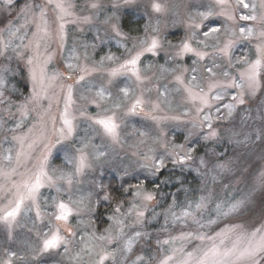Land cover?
<instances>
[{"label":"clouds","instance_id":"9594fccd","mask_svg":"<svg viewBox=\"0 0 264 264\" xmlns=\"http://www.w3.org/2000/svg\"><path fill=\"white\" fill-rule=\"evenodd\" d=\"M67 2L75 15L63 21L67 32L63 43L56 35L57 0L36 4L47 9L49 27L37 60L52 56L47 75L57 79L39 104H29L27 114L21 113V105L40 91L28 64L34 55L35 25L31 16L25 21L23 7L18 13L22 22L9 21L0 27V169H15L11 176H0V184L9 190L0 193V207L12 198L13 182L38 173L42 158L45 161L44 184L37 196L44 211L41 216L34 209L25 212L13 232L0 227V264H101L106 251L113 254L111 264H136L137 255L146 257L145 264H161L168 257V264H182L189 253L196 264L212 238L231 226H238L237 234L244 236L241 247L251 242L253 251L242 257L233 254L226 264H264V244L260 243L264 237V68L255 90L240 75L247 66L242 58L253 59L251 46L237 44L231 61L214 57L228 73V77L216 74V79L225 82L221 87L210 88L212 78L201 71L199 87L208 95L204 104L189 99L175 76L161 73L159 67L186 63L176 57V51L194 31L189 26L192 17L209 0H103L105 15L111 14L107 9L114 2L119 5L118 20L128 34L123 46L117 44L120 38L103 23L100 12L89 10L87 0ZM157 2L161 11L152 6ZM27 3L31 6L35 0ZM15 4L16 0H0V16L15 11ZM83 15H92V22H80L77 17ZM152 36L161 41L159 54L145 62L151 68L146 70L144 83L126 81L127 97L112 87L101 100L96 91L102 77L89 73L82 82L79 66L69 67L71 63L98 65L109 54L122 58L140 47V40ZM231 80L236 81L234 86ZM69 87L74 117L70 134L62 119ZM141 95L147 101L144 110L129 113L133 99ZM103 116L115 117L119 126L115 139L96 123ZM206 116L211 119L205 120ZM13 135L28 137L24 146L28 154L19 161ZM181 157H185L183 162ZM81 158L83 168L79 167ZM61 174L70 177V182ZM148 194L152 198L144 199ZM201 197L206 204L197 209L195 203ZM58 200L72 206L74 219H55L53 204ZM237 202L239 206L228 215L217 212L218 205L227 212ZM169 209L177 215L187 209L198 223L191 217L173 223L166 216ZM138 211L145 213L143 223H138ZM191 229L207 238H178ZM57 230L64 244L50 254L43 253V239ZM137 231L147 233L143 240L136 239ZM128 239L135 241L132 251H125ZM235 239L236 234L227 246Z\"/></svg>","mask_w":264,"mask_h":264},{"label":"snow or ice","instance_id":"6c2138e0","mask_svg":"<svg viewBox=\"0 0 264 264\" xmlns=\"http://www.w3.org/2000/svg\"><path fill=\"white\" fill-rule=\"evenodd\" d=\"M39 4V0H35L31 6L28 5L27 0L24 5V17L28 22V17L31 16V22L35 25L36 31L33 33V41L31 46L33 48L34 55L28 58V64L30 65V75L34 82L39 83L40 91H34L29 101L21 105L20 111L23 114H27L29 110V104H39L41 97L47 94V89L52 87L57 79L56 75H47V64L52 60V56H48L43 61H38L39 48L41 42L49 35V27L46 19L47 9L45 7H36ZM153 8L156 11H161V4L154 3ZM56 7L59 9L60 23L57 28V37L61 43L67 38L66 26L64 19L75 15L71 9L67 0H57ZM87 7L95 14L100 12L103 16V23L110 26L111 31L117 35L120 39L117 40V44L123 46L124 42L128 39V34L124 32L118 20V3H113L107 9L110 15H105L103 0H87ZM203 11H198L194 17H192L190 27L194 29L191 36L186 37L180 44V47L176 51V57H183L186 63L174 64H162L159 67L161 73H172L175 76L177 85L182 88L191 100H200L206 104L208 102V95L203 94L199 87V79L201 71L212 79L209 81V87L217 89L221 87L225 82L216 79L217 73H222L225 77H228L227 72L217 65L216 59L224 58L231 61L233 53L232 49L237 44L241 48L251 46L252 57L251 61L249 57H243V62L247 63L244 71L241 72V76L244 78L248 87L255 90L257 84V77L264 68V0H209V3L202 6ZM197 17L199 20H197ZM80 22L90 24L93 20L92 15H83L77 17ZM15 27V26H14ZM147 27V26H146ZM196 29L199 32L195 31ZM19 30V29H16ZM199 35L202 37L198 41L193 37ZM217 41H221L217 43ZM140 47L130 52L128 55L122 58H117L111 54L104 57V60L100 61L98 65L89 66L78 65L77 63L69 64L70 68H80V80L83 82L89 77V73L95 74L97 77H102L101 86L96 91V96L101 100L106 98V94L110 92L112 87H116L120 95L127 97L130 94V89L127 86L126 81L134 79L137 83H144L146 79V70L151 68V65L145 64V58L147 56H155L159 54L161 48V41L155 37H149L140 40ZM75 51V50H74ZM23 55V53H20ZM78 60V57L76 58ZM105 61L107 64H105ZM202 66V68H201ZM191 75H188V74ZM45 81L47 83L45 84ZM106 81V84H105ZM231 85H235L236 81H229ZM72 103V89L69 87L65 108L62 114L63 124L70 134L74 130V117L70 110V104ZM147 101L141 96H137L130 104L128 111L131 114H135L137 111H143ZM154 107L158 108L159 105ZM231 107V106H229ZM211 117L206 116L205 120H209ZM104 131L112 136L114 139L118 132V123L114 116H103L96 120ZM215 135V133H212ZM12 139L19 146V151L16 153V159L19 161L22 157H25L28 153L25 150V143L28 139L27 135H13ZM34 142V141H33ZM31 144L28 148H31ZM7 158L12 159L11 150L8 151ZM185 160V157H181V162ZM44 164L45 161L42 158L39 172L36 174L23 177L19 181L13 182L12 198L8 200V203L3 207H0V227L6 228L9 232H13L20 220L24 216L25 212L35 210L37 216H41L44 209L41 208L37 202V196L39 190L44 184ZM84 159L81 158L79 167L83 168ZM15 173V169L4 171L0 169V176H11ZM62 179H66L70 182V177L61 174ZM9 191L0 184V193ZM137 195H140L137 193ZM152 197L150 194L145 195L144 199L150 200ZM206 201L203 197L199 202L195 203L197 209L205 207ZM239 206V202L233 204L231 208L224 212L223 206H217V212L221 215H228ZM55 211V219L58 221L66 222L70 218L74 219L73 208L70 204L65 203L62 200H58L53 204ZM138 223H143V217L145 213L138 211L136 213ZM166 216L173 222H178L184 218L191 217L193 223H198L193 213H190L187 209H184L177 215L172 209H169ZM155 218V217H153ZM238 226H231L219 233L216 237H213V243L207 248L201 251L199 259L196 264H226V258L238 253V257L250 254L253 251L251 242L248 247H241L244 241L243 234H237ZM236 234V239L233 240L231 246H227V241L231 240L233 235ZM147 235L145 232H136V239L143 240ZM196 236L200 240L206 239V234L198 233L196 230L191 229L187 232H181L179 239H190ZM261 244H264V237L261 238ZM64 244V236L59 230L52 232L42 241L41 251L45 254H50L54 250L59 249ZM135 246L133 239H128L125 242V251H132ZM113 254L105 252L100 258L101 264H111ZM146 257L143 255H137L136 264H145ZM171 257L164 258L161 264H168ZM193 254L189 253L182 264H192Z\"/></svg>","mask_w":264,"mask_h":264},{"label":"rangeland","instance_id":"374dc122","mask_svg":"<svg viewBox=\"0 0 264 264\" xmlns=\"http://www.w3.org/2000/svg\"><path fill=\"white\" fill-rule=\"evenodd\" d=\"M25 3H26V0H16V4L14 6L16 10L13 11L11 14L5 13L4 15L0 16V27H3L4 25L8 24L9 21H12V23H14V24H18V23L22 22V17H21V15H18V13H19V9L23 8ZM203 10H204V8L200 9V11H203ZM128 11H129V9H127V8L124 9L125 13H127ZM181 35H182V33H181ZM88 38H92L91 32L88 33ZM115 49H116V46H114V50ZM162 58H163V54H161V62H162ZM151 59H152V57L149 55L145 58V62L149 61ZM186 62H188V61H186ZM216 230L218 231L219 229H216Z\"/></svg>","mask_w":264,"mask_h":264}]
</instances>
